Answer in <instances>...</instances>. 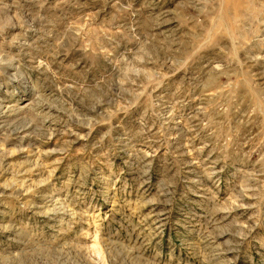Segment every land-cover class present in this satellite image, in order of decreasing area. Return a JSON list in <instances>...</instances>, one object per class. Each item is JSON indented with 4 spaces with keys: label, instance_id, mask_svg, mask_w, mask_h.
Segmentation results:
<instances>
[{
    "label": "rangeland",
    "instance_id": "rangeland-1",
    "mask_svg": "<svg viewBox=\"0 0 264 264\" xmlns=\"http://www.w3.org/2000/svg\"><path fill=\"white\" fill-rule=\"evenodd\" d=\"M0 264H264V0H0Z\"/></svg>",
    "mask_w": 264,
    "mask_h": 264
}]
</instances>
